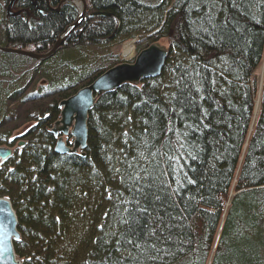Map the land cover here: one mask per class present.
Here are the masks:
<instances>
[{"label":"trees","instance_id":"1","mask_svg":"<svg viewBox=\"0 0 264 264\" xmlns=\"http://www.w3.org/2000/svg\"><path fill=\"white\" fill-rule=\"evenodd\" d=\"M10 1L0 0L3 49L44 54L77 19L74 4L61 0H14L20 13L9 17ZM85 2L80 27L51 60L67 51L84 60L87 49L136 37L167 38V59L156 78L95 101L81 157L56 154L51 129L58 104L108 70L105 59H88L75 66L72 81L51 82L37 94L7 82L4 71L18 70L14 59L35 60L0 52L10 61L0 60V147L24 144L0 164V198L11 204L20 235L12 243L16 258L264 264V78L252 123L264 0ZM48 61L37 62L31 80L46 77ZM25 121L33 125L11 139Z\"/></svg>","mask_w":264,"mask_h":264},{"label":"water","instance_id":"2","mask_svg":"<svg viewBox=\"0 0 264 264\" xmlns=\"http://www.w3.org/2000/svg\"><path fill=\"white\" fill-rule=\"evenodd\" d=\"M70 1L62 0L60 4ZM78 1H80L81 6L76 21L66 28L52 48L45 54L37 55L25 50H11L1 47L0 52L23 56L37 61L48 59L58 50L63 41L73 33L84 18L86 3L82 0ZM12 3H9L7 12L12 7ZM92 16L104 15L94 13ZM167 55L168 50L151 45L138 53L133 64H121L108 69L87 86L79 89L73 96L61 101L58 104L60 110L59 119L51 129L52 135L55 138L58 137L55 140L54 152L61 155L79 154L81 157H84L83 151L86 148L87 141L86 122L88 113L93 108L95 101L102 95L111 93L123 85L136 86L143 80L157 77L163 69ZM70 129H72L71 132H69ZM68 134L73 139L71 146H66L61 137L68 136ZM19 146H23V143H19ZM11 154V149L0 148V163L8 160ZM16 227L17 220L9 201L0 198V264H19L15 259L12 247L13 241L19 239Z\"/></svg>","mask_w":264,"mask_h":264},{"label":"rangeland","instance_id":"3","mask_svg":"<svg viewBox=\"0 0 264 264\" xmlns=\"http://www.w3.org/2000/svg\"><path fill=\"white\" fill-rule=\"evenodd\" d=\"M85 2V0H82ZM69 3L74 4L76 8L80 11V1L78 0H71ZM86 3V2H85ZM11 12H14V7L11 8ZM0 14H1V7H0ZM85 16V15H84ZM80 24L78 25L79 28ZM75 28V29H76ZM152 41L149 42H144L141 40H138V37L130 40L126 38H116L115 40H110L105 45L101 46L99 49V52H93L90 49H87V52L89 54H86V59L81 60L77 58V54L75 51H67L63 54L59 53L58 55L60 56L59 59L54 61L51 60L52 58H56L57 53L55 52L51 57L48 58V63H45L44 68L46 69V77L42 76L41 79H38L37 81L35 80V77L31 80L32 74L30 73V70H32L35 66L38 65L37 61H28V60H18L14 59L13 64L17 63V68L18 70L15 71L14 69H10L13 65H11L10 68H4V71L8 70L7 73V82L9 81H15L17 82V86L22 87H28L29 90H31L33 93H39L41 87L45 85H50L51 82H59L62 83L63 85L66 84L67 81H72V78L75 77V72L74 68L76 67H81L82 63L87 64V60L91 59V61L94 59V56L99 58L100 60L105 59V66L109 67L108 69L116 66V65H121V64H133L135 57L138 55V53L146 48H148L151 45H155L158 48H163L165 50L168 49L169 41L167 38H160L157 40L155 43H151ZM151 43V44H150ZM132 48L133 52L131 57H124V52ZM33 49V48H31ZM59 50V49H58ZM26 51H29L28 49ZM61 51V50H60ZM10 59V58H9ZM0 60L3 61V64L10 63V61L6 59L0 58ZM47 61V60H46ZM115 62V65L113 63ZM166 61V60H165ZM40 62V63H44ZM156 78V77H155ZM264 78V59L261 61V63L258 65L256 70L253 73V81L257 84V95L255 99V117L253 118V121H255L256 116L258 115V108H259V93L262 87V81ZM55 84V83H54ZM29 85V86H28ZM254 124V123H253ZM33 124L31 122H18L16 124V127L10 131L11 133V139L18 138L16 140H19L21 136H23L26 131L32 126ZM63 141L65 142L66 145L71 144L73 139L71 136L68 134V136L65 138L63 137ZM17 142V141H15ZM21 141H18L17 144L14 146V148L11 149L13 152L14 149L19 150L21 147L18 145V143ZM24 145V144H23ZM2 164V163H0ZM5 198V197H4ZM7 200V198H5ZM8 201V200H7ZM11 205V204H10ZM228 205V204H227ZM17 230V227H16ZM19 234V233H18ZM20 238V235H19ZM19 260L18 258H16ZM19 263L21 264V261L19 260Z\"/></svg>","mask_w":264,"mask_h":264},{"label":"bare ground","instance_id":"4","mask_svg":"<svg viewBox=\"0 0 264 264\" xmlns=\"http://www.w3.org/2000/svg\"><path fill=\"white\" fill-rule=\"evenodd\" d=\"M132 52H133V50H132V48H129V49H127L125 52H124V57H131V55H132Z\"/></svg>","mask_w":264,"mask_h":264},{"label":"flooded vegetation","instance_id":"5","mask_svg":"<svg viewBox=\"0 0 264 264\" xmlns=\"http://www.w3.org/2000/svg\"><path fill=\"white\" fill-rule=\"evenodd\" d=\"M83 20H84V19H83ZM83 20H82V21H83Z\"/></svg>","mask_w":264,"mask_h":264}]
</instances>
